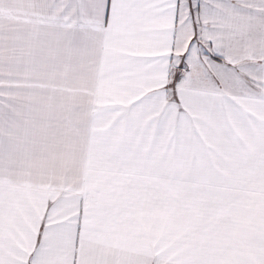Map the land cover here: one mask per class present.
Instances as JSON below:
<instances>
[{
    "label": "crops",
    "instance_id": "0c3cea01",
    "mask_svg": "<svg viewBox=\"0 0 264 264\" xmlns=\"http://www.w3.org/2000/svg\"><path fill=\"white\" fill-rule=\"evenodd\" d=\"M0 264H264V0H0Z\"/></svg>",
    "mask_w": 264,
    "mask_h": 264
}]
</instances>
